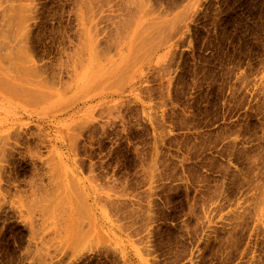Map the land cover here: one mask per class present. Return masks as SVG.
Returning <instances> with one entry per match:
<instances>
[{"label": "rangeland", "instance_id": "obj_1", "mask_svg": "<svg viewBox=\"0 0 264 264\" xmlns=\"http://www.w3.org/2000/svg\"><path fill=\"white\" fill-rule=\"evenodd\" d=\"M0 67V264H264V0H0Z\"/></svg>", "mask_w": 264, "mask_h": 264}, {"label": "bare ground", "instance_id": "obj_2", "mask_svg": "<svg viewBox=\"0 0 264 264\" xmlns=\"http://www.w3.org/2000/svg\"><path fill=\"white\" fill-rule=\"evenodd\" d=\"M16 20V19H15ZM156 24V23H155ZM149 26V25H148ZM147 26V27H148ZM140 31V30H139ZM143 31V30H142ZM157 31H159V30H157ZM142 33V32H141ZM143 41V40H142ZM145 44V43H144ZM146 45V44H145ZM16 54V53H15ZM1 68V67H0ZM1 70V69H0ZM3 70V69H2ZM24 71H26L25 69H24ZM5 72V71H4ZM7 74V73H6ZM1 75V74H0ZM2 78V77H1ZM0 78V79H1ZM4 79V78H3ZM8 83H9V81H7ZM6 82V83H7ZM11 84H14V83H11ZM8 85V84H7ZM13 86V85H12ZM8 87V86H7ZM10 87V86H9ZM14 87V86H13ZM74 192V191H73ZM75 193V192H74ZM69 203V202H68ZM62 204V203H61ZM65 205V204H64ZM67 205V204H66ZM61 206V205H60ZM78 207V206H77ZM80 208V207H79ZM59 211V210H58ZM62 212H63V210H62ZM71 214V213H70ZM78 214V213H77ZM68 215V214H67ZM63 216V215H62ZM74 224H76V223H74ZM75 226V225H74ZM78 226V225H77ZM80 230V229H79ZM80 232H81V230H80ZM82 233V232H81ZM80 236H81V234H80ZM65 243V242H64Z\"/></svg>", "mask_w": 264, "mask_h": 264}]
</instances>
